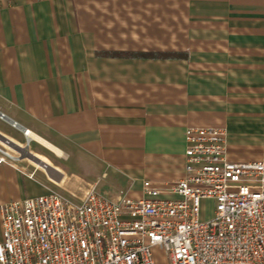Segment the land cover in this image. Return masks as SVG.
Instances as JSON below:
<instances>
[{
	"label": "crops",
	"instance_id": "1",
	"mask_svg": "<svg viewBox=\"0 0 264 264\" xmlns=\"http://www.w3.org/2000/svg\"><path fill=\"white\" fill-rule=\"evenodd\" d=\"M0 111L29 131L0 118L25 138L0 130L22 150L0 204L91 184L137 199L145 180L170 196L188 126L225 128L230 161L264 159V0H12Z\"/></svg>",
	"mask_w": 264,
	"mask_h": 264
},
{
	"label": "built area",
	"instance_id": "2",
	"mask_svg": "<svg viewBox=\"0 0 264 264\" xmlns=\"http://www.w3.org/2000/svg\"><path fill=\"white\" fill-rule=\"evenodd\" d=\"M184 137L170 196L145 180L137 199L91 184L79 200L48 189L1 203L0 264H156L154 247L168 264H264V159L230 161L223 127L188 126ZM20 147L0 132V164L14 165Z\"/></svg>",
	"mask_w": 264,
	"mask_h": 264
},
{
	"label": "rangeland",
	"instance_id": "3",
	"mask_svg": "<svg viewBox=\"0 0 264 264\" xmlns=\"http://www.w3.org/2000/svg\"><path fill=\"white\" fill-rule=\"evenodd\" d=\"M0 130L11 135L12 137H14V138H16L22 142L25 140V138L22 135L21 136L18 135V130L16 128L11 127L6 121H4L2 119L0 120ZM24 146H26V145H24ZM29 148L31 150H38V146L33 141L30 142ZM27 149H28V146H27ZM71 199H73V198H71ZM212 209H213L212 202L210 200L205 201L204 207H203V216L208 217L211 214ZM153 253H154V258H155L156 264H168L166 261V258L164 256L163 251L159 247H154Z\"/></svg>",
	"mask_w": 264,
	"mask_h": 264
},
{
	"label": "water",
	"instance_id": "4",
	"mask_svg": "<svg viewBox=\"0 0 264 264\" xmlns=\"http://www.w3.org/2000/svg\"><path fill=\"white\" fill-rule=\"evenodd\" d=\"M0 117L3 118V119H5L6 121L12 123V124L15 125L16 127L20 128L22 131H25V130H26L25 128H23L22 126H20L19 124H17L15 121H13V120L10 119L9 117H7V116H6L4 113H2L1 111H0ZM32 156L36 158V156H34L33 154H32ZM36 159H38V158H36Z\"/></svg>",
	"mask_w": 264,
	"mask_h": 264
},
{
	"label": "bare ground",
	"instance_id": "5",
	"mask_svg": "<svg viewBox=\"0 0 264 264\" xmlns=\"http://www.w3.org/2000/svg\"><path fill=\"white\" fill-rule=\"evenodd\" d=\"M29 131H27L26 136L28 135Z\"/></svg>",
	"mask_w": 264,
	"mask_h": 264
}]
</instances>
